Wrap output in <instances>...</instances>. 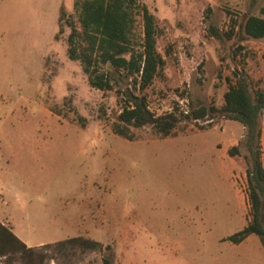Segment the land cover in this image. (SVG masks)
Listing matches in <instances>:
<instances>
[{
    "label": "rangeland",
    "instance_id": "obj_1",
    "mask_svg": "<svg viewBox=\"0 0 264 264\" xmlns=\"http://www.w3.org/2000/svg\"><path fill=\"white\" fill-rule=\"evenodd\" d=\"M142 2L165 60L144 94L154 113L180 121L167 137L146 125L129 140L111 128L128 80L101 91L67 55L74 0H0V173L16 190L10 226L33 247L0 264H264L256 235L223 242L250 219L244 126L182 110L220 108L237 76L264 90V37L241 31L247 16L264 17V0ZM76 236L110 249L66 242Z\"/></svg>",
    "mask_w": 264,
    "mask_h": 264
},
{
    "label": "trees",
    "instance_id": "obj_2",
    "mask_svg": "<svg viewBox=\"0 0 264 264\" xmlns=\"http://www.w3.org/2000/svg\"><path fill=\"white\" fill-rule=\"evenodd\" d=\"M76 20L66 19L70 28L67 36V55L81 63L89 84L101 91L115 89L121 80H128L125 87L117 88L121 108L111 123L113 132L129 140L135 139V130L151 125L159 135L173 134L180 118L176 113H154L148 103L145 89L150 86L165 60L158 50V27L155 15L142 0H74ZM264 12V8L262 9ZM66 12L61 7L58 32L64 31ZM138 17L142 32H137ZM241 31L251 38L264 37V17L249 15L241 25ZM211 32L220 36L218 29ZM231 36V33L228 34ZM264 90L251 91L244 76L230 81L224 93V104L218 108L205 104L191 106L188 119H201L219 112L226 119L240 122L245 129L246 179L250 202V219L239 231L227 236V240L240 243L255 234L264 247V166L262 162V115ZM231 156L240 153V144L228 149ZM66 242H78L88 249L109 250V245L76 236ZM33 247L22 241L13 230L0 221V257L11 253H28ZM110 264V257L103 259Z\"/></svg>",
    "mask_w": 264,
    "mask_h": 264
},
{
    "label": "crops",
    "instance_id": "obj_3",
    "mask_svg": "<svg viewBox=\"0 0 264 264\" xmlns=\"http://www.w3.org/2000/svg\"><path fill=\"white\" fill-rule=\"evenodd\" d=\"M229 138V136H227V139ZM201 151H204L206 148L205 144H201ZM262 162H263V166H264V110H263V115H262ZM213 161H218V169L219 172L223 171V166H222V161L221 160H217V159H213ZM4 177H6L7 179L9 178L8 173H0V221L9 226L13 232L22 240L24 241L28 246H32L31 244H29L23 237V229H18V227L16 226V224H13L15 227H11L10 226V217L12 215V213L10 212L11 210V204H16L14 201V194L16 193V190L13 186L12 181L10 180H4ZM255 234H250L249 236H247L243 241H241L240 243H233V244H242L244 242H246L248 239L252 238V236H254ZM227 238V237H226ZM224 239L223 242H227L229 240ZM231 242V241H230Z\"/></svg>",
    "mask_w": 264,
    "mask_h": 264
},
{
    "label": "built area",
    "instance_id": "obj_4",
    "mask_svg": "<svg viewBox=\"0 0 264 264\" xmlns=\"http://www.w3.org/2000/svg\"><path fill=\"white\" fill-rule=\"evenodd\" d=\"M187 102V100L186 99H182L181 101H180V104H182V105H184V103L183 102ZM182 110H183V112L184 113H186V114H188L189 113V109H188V107L186 106V108L184 109L183 107H182Z\"/></svg>",
    "mask_w": 264,
    "mask_h": 264
}]
</instances>
